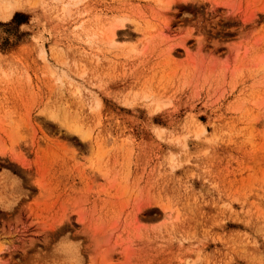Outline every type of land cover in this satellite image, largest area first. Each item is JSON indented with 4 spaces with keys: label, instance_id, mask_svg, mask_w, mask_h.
<instances>
[{
    "label": "rangeland",
    "instance_id": "374dc122",
    "mask_svg": "<svg viewBox=\"0 0 264 264\" xmlns=\"http://www.w3.org/2000/svg\"><path fill=\"white\" fill-rule=\"evenodd\" d=\"M67 1L0 19V264H264V0Z\"/></svg>",
    "mask_w": 264,
    "mask_h": 264
},
{
    "label": "bare ground",
    "instance_id": "6f19581e",
    "mask_svg": "<svg viewBox=\"0 0 264 264\" xmlns=\"http://www.w3.org/2000/svg\"><path fill=\"white\" fill-rule=\"evenodd\" d=\"M60 1H62V0H60ZM73 1L77 2V0H68L67 3L69 4L70 2H73ZM37 2H38V0H0V19L1 20H9L13 16L15 11L24 9V7L26 5H28V4L32 5V4H35ZM78 2H79V0H78ZM65 6H66V3L63 2L62 7H65ZM115 34L116 33L114 30V26H113V27H111V30H110L109 35H108V39L111 43L115 42V36H116ZM77 127L78 126L75 127V130L79 129V128L76 129ZM80 129H81V127H80ZM82 132H80L81 135H82ZM83 136L87 141L90 140V138H89L90 135L88 134L87 131L84 133ZM88 148H92V147H88Z\"/></svg>",
    "mask_w": 264,
    "mask_h": 264
}]
</instances>
